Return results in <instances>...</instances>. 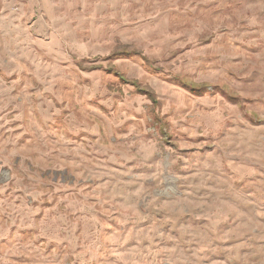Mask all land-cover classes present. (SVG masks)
Wrapping results in <instances>:
<instances>
[{"label":"rangeland","instance_id":"1","mask_svg":"<svg viewBox=\"0 0 264 264\" xmlns=\"http://www.w3.org/2000/svg\"><path fill=\"white\" fill-rule=\"evenodd\" d=\"M0 264H264V0H0Z\"/></svg>","mask_w":264,"mask_h":264}]
</instances>
